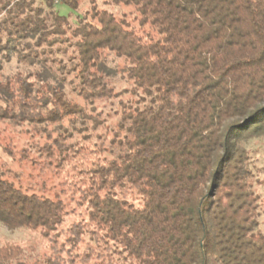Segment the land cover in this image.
I'll list each match as a JSON object with an SVG mask.
<instances>
[{
	"label": "trees",
	"instance_id": "1",
	"mask_svg": "<svg viewBox=\"0 0 264 264\" xmlns=\"http://www.w3.org/2000/svg\"><path fill=\"white\" fill-rule=\"evenodd\" d=\"M90 2L73 21L54 0H0V121L47 138L56 125L41 153L69 163L87 206L62 240L64 200L0 172V222L40 229L45 264H264L249 147L264 141V0H104L137 26ZM125 94L109 148L87 146L97 103ZM23 253L5 242L0 264Z\"/></svg>",
	"mask_w": 264,
	"mask_h": 264
},
{
	"label": "rangeland",
	"instance_id": "2",
	"mask_svg": "<svg viewBox=\"0 0 264 264\" xmlns=\"http://www.w3.org/2000/svg\"><path fill=\"white\" fill-rule=\"evenodd\" d=\"M56 9L71 20L76 21L79 14H83L91 6L90 0H79L81 4L78 10L72 9L61 0H54ZM99 7L107 8L118 16L126 15L128 20H134L136 12L134 8L126 5H108L104 0H96ZM38 4L45 5V0H37ZM137 26V25H136ZM109 58H112L110 56ZM115 63L120 66L122 60ZM4 72L13 73L17 70L16 60L9 63L3 62ZM110 82L115 85L116 91L130 88V83L119 73ZM135 101L136 97L125 94L120 98L104 100L97 103L101 111V117L105 124L97 131H90L92 139L87 146L109 148L110 141L117 130V124L121 116L120 100ZM68 127V123L64 124ZM52 138H47L41 133H35L31 127L17 126L8 121H0V172L9 180L29 193H36L51 198L60 197L67 205V216L63 225V236L68 235L67 230L73 224L80 222L87 216V206L80 196L79 177L71 169L69 163L65 168L58 169L56 161H50L41 150L45 145H53L58 136L56 125L47 126ZM252 151L256 172V189L261 197L260 229L264 232V141L254 140L249 144ZM78 189V190H76ZM61 240V239H60ZM11 242L20 245L24 253L14 264H45L44 260L51 254V242L44 238L40 229L26 227L9 229L0 222V245Z\"/></svg>",
	"mask_w": 264,
	"mask_h": 264
}]
</instances>
